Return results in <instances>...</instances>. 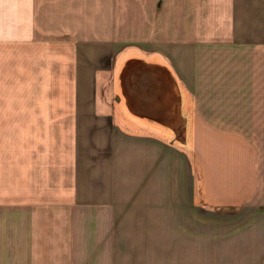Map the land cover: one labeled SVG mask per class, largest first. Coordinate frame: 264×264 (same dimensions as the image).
I'll return each mask as SVG.
<instances>
[{
	"label": "crops",
	"instance_id": "obj_1",
	"mask_svg": "<svg viewBox=\"0 0 264 264\" xmlns=\"http://www.w3.org/2000/svg\"><path fill=\"white\" fill-rule=\"evenodd\" d=\"M159 10L156 51L119 53ZM171 142L218 210L119 213L99 258L45 245L170 179ZM0 264H264V0H0Z\"/></svg>",
	"mask_w": 264,
	"mask_h": 264
},
{
	"label": "rangeland",
	"instance_id": "obj_2",
	"mask_svg": "<svg viewBox=\"0 0 264 264\" xmlns=\"http://www.w3.org/2000/svg\"><path fill=\"white\" fill-rule=\"evenodd\" d=\"M140 13H136L135 15L138 16ZM125 16L130 20L132 18V13H125ZM141 16V15H140ZM142 18V16H141ZM143 19V18H142ZM154 22L152 24H158L155 28L150 26L151 28L139 29L138 27H124L125 33H123V38L125 43L123 48L119 50V53L124 52V54H129L135 52L138 48L149 47L152 48L151 50L156 51L155 43H153L155 36L159 37L162 36L161 34H157V32H161V27L163 24H159L163 21V12L162 10L157 11L156 17H154ZM128 24L134 23L132 20L130 22H126ZM141 21V20H140ZM138 20H136V23ZM161 26V27H159ZM142 30V35H139V31ZM145 32L148 35H145ZM152 35L155 38L150 37ZM147 41L150 40V43H146V45H135L137 40ZM133 41V42H132ZM149 42V41H148ZM115 52V51H113ZM110 96V95H109ZM110 98V97H109ZM125 130L130 129V126L124 124ZM168 147V144L167 146ZM183 148L179 146V144L171 142V177L168 179V176L165 178L163 177V162L161 165L157 163L156 165V176L154 184L150 182V180L145 181L143 186L140 188L134 189L135 192H132V189L129 188L128 190L125 189L124 197L122 198L123 201L115 197V190L111 188V190L106 191V196H102L103 200H106V203L101 204H90V205H83L77 204L76 205V216L75 219L70 220V224L72 223L74 228L70 227V231L75 233L74 236H68L66 233L68 230H61L59 234V241L55 243V239L53 243L46 241L45 238V245L50 244L55 249V246H59V257L60 258H67V256L71 259H84V258H99L96 255H99V247L100 241L102 236L105 234V231L100 234L99 228L107 227V233L109 234L110 231L113 232V235L116 234V231H120L121 219H117L118 217H122V215H118L119 213H125V217H130V215H134L137 212H171V213H180V212H195V211H212L218 209H211L206 207H201V205H197V192L195 186V172H194V163L193 158L187 157L185 161L181 158L183 154ZM185 158V156H184ZM181 164V167H180ZM148 183L150 185H148ZM168 184L171 187H168ZM155 185V187H152ZM148 186V187H147ZM166 186V187H164ZM168 187V188H167ZM98 189V188H97ZM167 190L171 191V195H167ZM166 191V193H165ZM153 195H151V194ZM99 199V197H95ZM118 199V200H116ZM86 207V215H91V220H86L83 218L81 213H84V209ZM220 211H227L228 209H219ZM71 211V207H70ZM79 211L81 213H79ZM91 211V212H90ZM90 212V213H89ZM61 213L62 212L61 210ZM112 215L111 219L101 220L99 216L103 215ZM110 215V216H111ZM117 217V218H116ZM107 224V226H105ZM71 226V225H69ZM92 235H91V234ZM101 236H100V235ZM73 241V242H72ZM103 243V242H102ZM58 244V245H57ZM112 247L111 243L109 244ZM68 246L70 247V252H67ZM105 246V244H104ZM55 254V250H54ZM46 255V253H45ZM107 258V257H106Z\"/></svg>",
	"mask_w": 264,
	"mask_h": 264
}]
</instances>
